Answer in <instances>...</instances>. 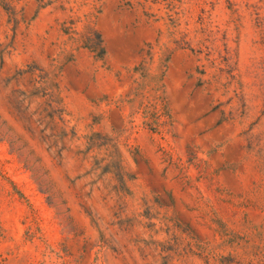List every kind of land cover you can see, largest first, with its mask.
Here are the masks:
<instances>
[{
	"label": "rangeland",
	"instance_id": "obj_1",
	"mask_svg": "<svg viewBox=\"0 0 264 264\" xmlns=\"http://www.w3.org/2000/svg\"><path fill=\"white\" fill-rule=\"evenodd\" d=\"M0 264H264V0H0Z\"/></svg>",
	"mask_w": 264,
	"mask_h": 264
}]
</instances>
